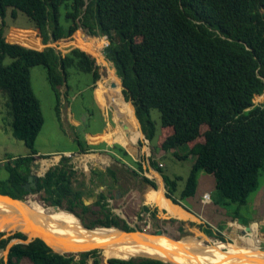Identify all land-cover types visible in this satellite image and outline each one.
I'll return each instance as SVG.
<instances>
[{
    "label": "trees",
    "instance_id": "1",
    "mask_svg": "<svg viewBox=\"0 0 264 264\" xmlns=\"http://www.w3.org/2000/svg\"><path fill=\"white\" fill-rule=\"evenodd\" d=\"M6 8L12 10V15L16 10L24 13L43 43L71 39L70 44L101 64L93 53L94 49L104 58L101 48L90 49L88 35L72 34L80 22L93 35H105V57L120 85L121 98L149 142L156 136L150 110L159 113L160 132L151 152L165 154L172 150L179 159L194 156L180 200L195 194L196 173L203 170L214 178L216 203L247 202L264 171V104L253 101L264 91V0H0L1 19ZM60 8L64 11L63 25ZM16 41L19 43L6 40L0 28V90L9 99L12 134L23 142L28 153L5 162L7 176L0 179V193L22 199L28 194L23 184L32 160L49 157L36 154L35 140L44 119L31 86L30 68H45L57 111V91L67 78V68L90 73L93 82L99 74L94 59L78 48L61 56L51 46L32 48L41 47L39 39ZM4 56L11 59L6 65L1 63ZM65 86L68 87L66 83ZM177 146H185L186 153L177 154ZM113 149L121 156H129L119 144H114ZM127 150L133 155L139 153L137 146ZM148 157L163 178L166 196L178 203L173 193L180 177L165 176L158 160ZM46 160L37 162L36 174L51 165ZM69 161L68 156L61 155L56 164L36 178L30 192L40 193L46 205L72 212L87 228L115 226L127 232L137 229L106 208L104 193H99L95 201L102 218L85 223L80 213L89 211L83 200L87 188L77 179V171ZM136 163L141 171L140 162ZM116 170L107 167L101 173H92L103 184L110 178L109 185L114 186ZM133 173L137 175L139 171L133 169ZM141 180L155 186L154 180L145 175ZM140 210L158 218L156 207L142 205ZM2 233L0 249L12 238L24 239L20 231L5 238H1ZM205 233L212 235L209 228ZM30 238L35 239L12 244L6 261L0 259V264H17L24 258L32 264H86L88 258H92V264H101L98 250L94 249L97 247L76 257L52 252L38 236ZM107 260L109 264H164L144 257Z\"/></svg>",
    "mask_w": 264,
    "mask_h": 264
},
{
    "label": "rangeland",
    "instance_id": "2",
    "mask_svg": "<svg viewBox=\"0 0 264 264\" xmlns=\"http://www.w3.org/2000/svg\"><path fill=\"white\" fill-rule=\"evenodd\" d=\"M59 12L60 22L63 25L65 24L64 11L62 8H60ZM77 24V29L72 35L75 33H80L81 36H83V34L88 35L86 36V40L90 49H93V47L101 48L104 59L109 61L104 55V48L108 44L106 36L92 34V36L97 37L96 39L92 40L91 35H89L87 32L88 29L85 28L80 22ZM0 28L2 29L3 35L8 37V41L9 39L12 41L25 39L26 36H30L32 33H34V24L27 18V16L18 10H16L14 15H12V10L10 8H6L3 18H0ZM27 39L31 38L27 37ZM70 41L71 39H58L56 41L49 39L47 43H43L40 40L41 47H31L42 50L44 47L51 46L54 47L61 56H63L70 49L78 48L70 44ZM93 52L96 57L99 59L102 58L94 49ZM85 53L92 57L87 52ZM92 58L94 59L95 64L98 66L97 70L99 74L94 91L92 75L90 73L77 71L74 68H67V78L65 83L68 85V88H65L66 86L64 83L60 88H58L57 91L58 110H61V108L65 106V103L68 102L71 104L73 111L76 112V121L78 123L76 124L75 131H72L71 128L65 125L61 119L59 120L57 116L58 113L55 109L56 98L47 80L45 68L41 65H36L30 68L31 86L35 96L39 101L40 109L44 119L42 128L36 137L35 147L39 152H46L41 153L43 156H49L47 158L36 159L37 161H40L41 159H48L52 163L50 166H52L60 159V155H66L70 157L71 160L69 162L72 163L77 171V179L81 183H85L87 188V193L83 195V198L87 201L89 211L80 213L84 222L89 223L102 218L101 210L99 209V206L95 204V201L97 200L99 193H104L106 197L105 202L107 201L106 208H108L112 214L118 215V217L123 219L129 226L137 228V231H142L141 229H144L145 232L154 234L155 231L161 230L166 234H171L174 238H182L186 235H194V233L197 232L204 234L208 239H210V241L208 240L207 243L219 241L220 237L223 238V241L220 240V242L227 243L234 242L237 239H244L255 241L263 251L264 171L261 172L258 185L256 189L252 191L245 204L236 205L233 203H216L215 200L218 199V194L215 190L214 178L203 170H198L196 173L195 194L180 200L179 193L184 187L185 179L188 176L191 165L194 161V156L192 154H188L186 157L179 159L173 154V151L168 150L160 158V160H158V155L162 152L157 150L154 153L151 152V146L156 143V137L160 132L158 111L155 109L150 110V115L152 120L155 122L156 128V136L154 139L149 142L144 138V134L142 137L138 138L132 129L131 122L128 119L121 103L105 81L111 73L109 71L108 64L105 62H102V64L98 63L94 57ZM10 60L11 59L8 56H4L1 60V63L6 65L10 62ZM116 84L118 85L117 82ZM64 91L66 92V97L63 94ZM263 99L264 91L263 95L255 96L253 100L255 103L257 102L260 104L261 102H264ZM127 101L131 102V100ZM97 102L103 109L99 107ZM10 124L11 116L9 99L6 93L0 90V179H4L7 176V172L4 169V165L7 160H12L17 156H24L28 152L23 142L15 138L12 134ZM112 125H114L113 129L107 130V132L101 136L97 135L100 134V132L105 128H108ZM123 125H125V127H123ZM96 139H105L108 142L115 141L123 145L126 149H129L131 146V144L127 142L128 140L131 139L136 141L138 139L141 146L139 148V153L135 155V157H138L141 171L145 176L153 179L154 182H157L156 184L160 186L158 181V177L160 178L159 173L150 165L148 159L149 157H147L151 156L156 161L158 160L157 162L159 165H161L162 173L165 176L169 177L170 179L180 177V179L177 180L176 190L173 193V196L177 198L178 203H174L172 199L170 200V198L167 197L166 193L163 191L164 196L174 204L171 205L170 208L159 207L156 201L150 198L153 192L158 191L159 187L152 189L149 184L141 180L140 176H135L133 173V169L138 170L136 163L137 161H135L133 157H130L129 155L124 156L125 161L123 163L125 165L120 163L118 164L116 160L107 156L104 150H89L88 147H96L98 149L105 147L104 143L99 145L94 144L93 142L94 140L96 141ZM66 150H69V152L72 153L66 154ZM186 150L187 149L185 146H177L174 149V151L179 155H184ZM107 167L117 168L115 172L117 182L114 183V186L109 185L111 182L110 178H108L105 181V184H103L97 175L92 173L98 170L101 173V170H105ZM30 169L34 170L33 167ZM203 191L211 194V199L208 204H201L200 199L196 198V193H202ZM28 196L33 197L44 206L46 205L41 199L42 195L40 193L30 192ZM204 201H206V199H204ZM143 204H148V206L151 208L156 207L158 218H152L151 215H143L141 219L137 218L139 209ZM182 204H185L190 210H192V212L196 214L194 215L195 217L189 213L186 216L177 217L178 214L174 213L173 211L174 209H177V211L184 210L182 207H180ZM46 206L51 205L47 204ZM76 211H78V209H76ZM76 218L81 224L82 220L77 216ZM97 227L101 226H96L94 228ZM138 228L141 229L139 230ZM205 228H209L212 231L211 236H208L205 233ZM16 231L18 232V230ZM0 232H5L2 237L7 236L6 232L8 231ZM23 235L24 239L12 238L3 248L0 249V259H2L4 262L6 261L7 252L12 244L27 240L24 233ZM96 249L98 250V257L101 264H106V260H104L102 257L101 249ZM56 250L67 254H76L79 251H85L88 249L77 251H66L63 249ZM131 258L138 259L143 258V256ZM19 264H31V262L20 261ZM86 264H92V258H88Z\"/></svg>",
    "mask_w": 264,
    "mask_h": 264
},
{
    "label": "bare ground",
    "instance_id": "3",
    "mask_svg": "<svg viewBox=\"0 0 264 264\" xmlns=\"http://www.w3.org/2000/svg\"><path fill=\"white\" fill-rule=\"evenodd\" d=\"M99 60L108 64L111 73L109 72V77L105 81L121 103L133 131L138 138L142 137L143 134L136 126L127 104L121 98L120 85L115 82L110 63L104 58ZM137 140L130 139L127 142L136 146ZM158 181L160 185L158 191L153 192L150 198L155 200L159 207L170 208L172 204L163 194L164 187L162 188L159 177ZM173 212L178 214L177 217L188 215L184 210L174 209ZM14 230L25 233L27 240L32 236H38L54 249L77 251L97 247L101 249L104 260L109 257L122 259L147 256L163 259L172 264H264V250L262 251L255 241L237 239L228 243L220 241L207 243L210 239L197 232L173 241L169 239L173 237L171 234L151 236L137 232L124 235L115 228L103 227L87 230L75 215L62 208L44 206L30 196L24 202L1 196L0 231L10 233Z\"/></svg>",
    "mask_w": 264,
    "mask_h": 264
},
{
    "label": "crops",
    "instance_id": "4",
    "mask_svg": "<svg viewBox=\"0 0 264 264\" xmlns=\"http://www.w3.org/2000/svg\"><path fill=\"white\" fill-rule=\"evenodd\" d=\"M27 37H30L31 39H39V41L41 40V37H40V35H39V33H37V30L35 29V27H34V33H32L30 36H26V38L25 39H27ZM7 36H5V39L7 40ZM9 41H11V42H16V41H12V40H10L9 39ZM56 41V40H55ZM17 43H19V42H17ZM75 69V68H74ZM64 83H65V81H64ZM63 83V84H64ZM96 83H97V80L95 81V82H93V84H94V86H93V91H94V89H95V87H96ZM62 84V85H63ZM62 85H60L58 88H60ZM66 89L68 88V87H65ZM63 94H64V96L66 97V92L64 91L63 92ZM95 95V94H94ZM261 95H263V92L260 94V95H256V96H261ZM255 97V96H254ZM65 100H66V98H65ZM264 100V99H263ZM254 101V100H253ZM98 103V102H97ZM255 103V102H254ZM257 103V102H256ZM262 103V102H261ZM264 103V102H263ZM98 105H99V103H98ZM99 107L101 108V109H103L102 107H101V105H99ZM57 111V110H56ZM57 116H58V118H59V120L61 119L62 120V122L65 124V125H67L69 128H71V130L72 131H75L76 130V124L78 123L77 121H76V112H74L73 111V108H72V106H71V104L70 103H68V102H66L65 103V106H63L62 108H61V110H58L57 111ZM114 125H115V122H114ZM114 125H112V126H109L108 128H105L103 131H101L100 132V134H97L98 136H101L102 134H104V133H106L107 132V130H110V129H113L114 128ZM97 136V137H98ZM35 142H36V140H35ZM94 144H96V145H99V144H101V143H104V145H105V147H103V148H96V147H90L89 148V150L90 149H93V151H95V150H104L105 152H106V155L107 156H109L111 159H114V160H116V161H120V162H118V164L120 163V164H124L123 162L125 161L124 160V156H121L118 152H116L114 149H113V146L112 147H110L109 146V143H111V142H108V141H106L105 139H96V141L94 140V142H93ZM113 143L114 144H116L117 142H115V141H113ZM117 144H119V143H117ZM121 147H123L124 149H125V147L123 146V145H121V144H119ZM36 148V147H35ZM81 148V147H80ZM81 150V149H80ZM36 151H37V149H36ZM79 151V150H78ZM125 151L127 152V150L125 149ZM170 151H172V150H170ZM28 153V152H27ZM41 153H46V152H39V151H37L36 152V154L37 155H41V156H43V154H41ZM66 154H68V153H72V152H69V150H66V152H65ZM97 153V152H96ZM95 153V154H96ZM128 153V152H127ZM110 154L112 155V157L110 156ZM26 155V154H25ZM60 155V154H59ZM70 155H72V154H70ZM75 155H76V152H75ZM128 155H130V157H131V154H129L128 153ZM164 154H159L158 155V160H160V158L163 156ZM66 156V155H65ZM60 157H61V155H60ZM69 157V156H68ZM148 157V156H147ZM69 159H70V157H69ZM147 159V158H146ZM71 160V159H70ZM32 161H34L35 162V164H36V166H33L32 164H31V168L33 167V169H34V172H35V169H37L38 168V161H37V159L35 158L34 160H32ZM57 163V162H56ZM56 163H54V164H56ZM53 164V165H54ZM52 165V166H53ZM125 165V164H124ZM51 167V166H50ZM74 167V166H73ZM162 168V167H161ZM48 169V168H47ZM46 169V170H47ZM32 169H30V171H31ZM45 170V171H46ZM44 171V172H45ZM137 171H139V174H137V176H140V178H141V175L143 176L144 175V173L142 172V171H140L139 169L137 170ZM157 171V170H156ZM44 172H42L41 174H38L37 175V177L38 176H41V175H43L44 174ZM158 172V171H157ZM159 173V172H158ZM36 174V173H35ZM135 176H136V174H135ZM159 176H160V178H162V176H161V174L159 173ZM162 180V179H161ZM26 182H27V180H26ZM157 183V182H156ZM155 183V185H157L156 186V188H158L159 186H158V184H156ZM162 186L164 187L163 188V191L166 193V188H165V185H164V181H162ZM25 184V183H24ZM23 184V185H24ZM152 185H150V187H151ZM152 188V187H151ZM152 189H154V188H152ZM31 191V190H30ZM30 191L28 192V193H30ZM204 193H208V192H205V191H203L202 193H200V192H198V193H196V198L198 199H200V203L201 204H208V202L210 201V199H211V194H209L208 193V196H209V199L208 200H206V201H204V199H203V194ZM0 194H2V193H0ZM3 195H6V194H3ZM27 195V194H26ZM9 196V195H8ZM179 199V198H178ZM83 200H84V198H83ZM171 200V199H170ZM87 205V204H86ZM143 205H148V204H143ZM185 211H187L189 214H191L192 216H194V215H196L194 212H192V210H190L185 204H182V206H181ZM152 208H154V207H152ZM195 217V216H194ZM229 225V224H228ZM258 225V224H257ZM231 226V225H230ZM15 232H17V231H15ZM14 232V233H15ZM2 233V232H1ZM20 233H22V232H20ZM4 233H2V235H3ZM8 234V233H7ZM23 234V233H22ZM7 237V236H6ZM1 238H5V237H2L1 236ZM35 239V238H34ZM25 244V243H24ZM10 248V247H9ZM20 261H27V262H30L28 259H26V258H24V259H21ZM19 261V262H20ZM19 262L17 263V264H19ZM32 264V263H31Z\"/></svg>",
    "mask_w": 264,
    "mask_h": 264
},
{
    "label": "water",
    "instance_id": "5",
    "mask_svg": "<svg viewBox=\"0 0 264 264\" xmlns=\"http://www.w3.org/2000/svg\"><path fill=\"white\" fill-rule=\"evenodd\" d=\"M87 32L89 33V35H91L92 36V33L89 31V30H87ZM83 35H86V34H83ZM9 42H11V41H9ZM38 50V49H37ZM104 55H105V53H104ZM113 63V62H112ZM115 70H116V68H115ZM120 80H121V78H120ZM121 85H122V88L124 89V86H123V84H122V80H121ZM133 105V104H132ZM133 107H134V105H133ZM138 123H139V121H138ZM139 126H140V124H139ZM123 127H125V125H123ZM143 134V133H142ZM144 136V135H143ZM136 144H137V149L139 150V148H140V141H138L137 140V142H136ZM114 145V143L113 142H111V143H109V146L110 147H112ZM126 149V148H125ZM127 150V149H126ZM127 152L129 153V154H131V156L133 157V159L135 160V161H137V162H139V159H138V157L136 158L135 157V155H133L132 153H130L128 150H127ZM110 156L112 157V155L110 154ZM147 161H148V159H147ZM120 162V161H119ZM31 164L33 165V166H36V164H35V162L34 161H32L31 162ZM37 167V166H36ZM36 178H37V175L34 173V170H31L30 171V173H29V175L27 176V182L23 185V188L26 190V191H30V189H31V187H35V185H36ZM162 179V181H163V178H161ZM152 188H154V189H156V185L155 186H151ZM29 194V193H28ZM28 194L27 195H25L22 199H15V198H12V197H10V196H8V195H3V194H0V197L2 196V197H7L8 199H10V200H18V201H22V202H24L25 200H26V198L28 197ZM84 203H85V205L87 204V201L84 199ZM173 203V202H172ZM174 204V203H173ZM175 205H177V204H175ZM180 206V205H179ZM54 209H59V207L58 206H56V205H53L52 206ZM181 207V206H180ZM82 224V223H81ZM82 226L84 227V228H86L87 230H92V229H94V228H87V227H85L83 224H82ZM104 229H109V228H115L116 230H117V232H119V233H122V234H124V235H129V234H133V233H140V234H150L151 236H159V235H161V234H166V233H164V232H162L161 230H157V231H155V233L154 234H151V233H149V232H145L144 230H142V231H137L136 229L134 230V231H129V232H127V231H125L124 229H122V228H119V227H115V226H109V227H103ZM15 232V231H14ZM14 232H10V233H8L7 234V236H9V235H12ZM240 232H242V231H240ZM34 239V238H33ZM33 239H29V240H26V241H20L21 243H28V242H30V241H32ZM39 239H41V238H39ZM169 239H171V240H173V241H178V240H180L181 238H174V237H169ZM42 240V239H41ZM49 248H50V250L52 251V252H54V253H57V254H64V255H69V254H67V253H61V252H59V251H57V250H55L53 247H51L50 245H48L44 240H42ZM220 241V240H219ZM94 249H96V248H94ZM88 251V250H87ZM80 252H84V251H79V252H77L76 254H78V253H80ZM70 254H73V253H70ZM76 254H74V255H76ZM109 258H111V257H109ZM115 258H117V257H115ZM118 258H120V257H118ZM146 258H152V259H158V260H160V261H162L164 264L165 263H169V264H172V263H170V262H165V261H163V260H161V259H159V258H153V257H147L146 256ZM122 259H129V258H122ZM106 264H109V262H108V260L106 259Z\"/></svg>",
    "mask_w": 264,
    "mask_h": 264
},
{
    "label": "built area",
    "instance_id": "6",
    "mask_svg": "<svg viewBox=\"0 0 264 264\" xmlns=\"http://www.w3.org/2000/svg\"><path fill=\"white\" fill-rule=\"evenodd\" d=\"M203 199H206V200L209 199V196H208L207 193L203 194ZM143 215H149V216H150V213L147 212V211H141V210L139 209V212H138V214H137V218H140V219H141V217H142ZM141 230H144V229H141ZM216 230H218V229H216Z\"/></svg>",
    "mask_w": 264,
    "mask_h": 264
},
{
    "label": "flooded vegetation",
    "instance_id": "7",
    "mask_svg": "<svg viewBox=\"0 0 264 264\" xmlns=\"http://www.w3.org/2000/svg\"><path fill=\"white\" fill-rule=\"evenodd\" d=\"M45 163H51V161L50 160H46V161H44ZM52 164V163H51ZM26 183V182H25ZM33 187H31V189H32ZM30 189V190H31ZM220 240V239H219Z\"/></svg>",
    "mask_w": 264,
    "mask_h": 264
},
{
    "label": "clouds",
    "instance_id": "8",
    "mask_svg": "<svg viewBox=\"0 0 264 264\" xmlns=\"http://www.w3.org/2000/svg\"><path fill=\"white\" fill-rule=\"evenodd\" d=\"M84 36V35H83ZM117 162H119V161H117Z\"/></svg>",
    "mask_w": 264,
    "mask_h": 264
}]
</instances>
